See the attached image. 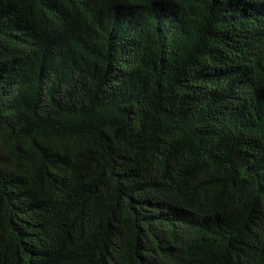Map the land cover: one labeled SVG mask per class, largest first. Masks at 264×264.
Returning a JSON list of instances; mask_svg holds the SVG:
<instances>
[{"label":"trees","instance_id":"1","mask_svg":"<svg viewBox=\"0 0 264 264\" xmlns=\"http://www.w3.org/2000/svg\"><path fill=\"white\" fill-rule=\"evenodd\" d=\"M0 264H264V0H0Z\"/></svg>","mask_w":264,"mask_h":264}]
</instances>
